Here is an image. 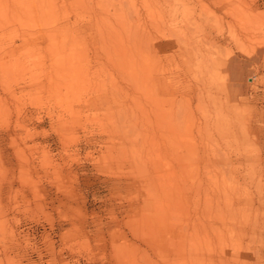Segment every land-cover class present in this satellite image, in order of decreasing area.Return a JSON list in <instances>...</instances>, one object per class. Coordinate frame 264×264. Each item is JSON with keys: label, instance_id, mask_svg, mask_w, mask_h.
I'll return each instance as SVG.
<instances>
[{"label": "rangeland", "instance_id": "1", "mask_svg": "<svg viewBox=\"0 0 264 264\" xmlns=\"http://www.w3.org/2000/svg\"><path fill=\"white\" fill-rule=\"evenodd\" d=\"M0 264H264V0H0Z\"/></svg>", "mask_w": 264, "mask_h": 264}, {"label": "bare ground", "instance_id": "2", "mask_svg": "<svg viewBox=\"0 0 264 264\" xmlns=\"http://www.w3.org/2000/svg\"><path fill=\"white\" fill-rule=\"evenodd\" d=\"M117 37H119L118 35H117ZM122 38V37H121ZM115 39V38H114ZM113 40V39H112ZM119 40V39H118ZM116 43V42H115ZM113 45H115V44H113ZM113 48H114V46H113Z\"/></svg>", "mask_w": 264, "mask_h": 264}]
</instances>
